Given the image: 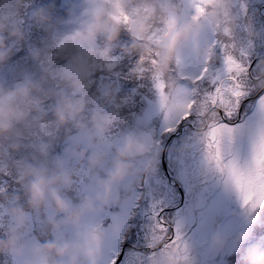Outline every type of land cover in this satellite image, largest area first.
Returning a JSON list of instances; mask_svg holds the SVG:
<instances>
[{
  "label": "clouds",
  "instance_id": "clouds-1",
  "mask_svg": "<svg viewBox=\"0 0 264 264\" xmlns=\"http://www.w3.org/2000/svg\"><path fill=\"white\" fill-rule=\"evenodd\" d=\"M187 2L85 0L86 19L81 21L74 9L69 11L68 24L74 27L71 35L61 34L49 9L32 12L34 24L49 33L65 64L58 70L44 68L39 79L23 73L12 86L0 81V161H10L19 153L25 134L39 126L51 129L53 137L37 144L31 159L16 161L8 169L14 173L22 196L0 193V257L9 258L12 264H95L96 253L108 236L101 218L109 209L130 202L141 178L155 174L157 156L152 151L154 137L149 130L127 134L115 147L108 143L113 116L107 109L117 104V92L107 86L99 90L98 98L89 97V87L99 72L116 75L114 54L118 50L124 57L137 58L130 73L133 80L156 77L164 83L166 105L182 121L179 109L193 101L199 105L201 99L195 90L197 81L174 74L181 48L195 44L207 29L219 44L228 45L231 53L238 24L233 0H218L199 19H194L196 13L189 15L182 10V3ZM10 4V12L0 15V72L24 40L17 17L25 0H10ZM122 34L128 36L126 44L121 43ZM260 36L251 28L247 31L249 40ZM199 54L205 65L219 59L211 47ZM34 59H40L39 53ZM241 80L247 94L264 93V60L258 63L254 75L245 73ZM48 102L50 109L45 108ZM221 110L218 106L200 109L195 139L205 156L209 131ZM61 134L63 154L52 155L54 138ZM210 166L238 193L226 173ZM80 169L86 170V177L79 175ZM4 171L0 167V172ZM84 179L89 184L87 191L75 200L69 199L67 194ZM34 221L38 235L29 240ZM124 227V220L118 219L111 231L119 232ZM248 239L246 229L234 239L217 234L211 247L216 253L235 254ZM183 255L166 247L153 264H190L188 249L186 260L181 259ZM243 264H264V246L249 247Z\"/></svg>",
  "mask_w": 264,
  "mask_h": 264
},
{
  "label": "rangeland",
  "instance_id": "rangeland-1",
  "mask_svg": "<svg viewBox=\"0 0 264 264\" xmlns=\"http://www.w3.org/2000/svg\"><path fill=\"white\" fill-rule=\"evenodd\" d=\"M67 1L69 0H65V3H68ZM36 3V0H31L30 6L33 8ZM73 3L72 9L76 11L77 18L81 21L86 19L84 15L87 9L85 0H74ZM184 5L185 3L181 5L183 11ZM262 5H264V0H233V12L237 17L238 24L230 54L241 62L246 69L254 57L264 56V20L262 21L259 18L260 13L264 15V12L260 11ZM189 7L191 8L190 15H195V6L189 5ZM30 11L31 8L23 10L24 14L17 19L26 41L27 37L31 36L29 34L31 32L30 26L32 25L28 14ZM69 20L70 18H67V21H61L65 24L60 30L62 35H71L74 31V27L68 24ZM261 22L262 26L256 27ZM249 28L261 34L258 39L262 45L260 54L257 51L258 40H249L247 38ZM27 45L29 47V44ZM221 45L213 38L211 32L206 29L201 33L200 39L195 44L181 48L180 62L174 66V72L177 77H187L190 80L197 81L201 72L206 67L208 69L209 76L197 81L195 90L199 99H202L205 94L214 91L221 81L228 82L229 74L225 73L213 83L224 64L225 53ZM210 47L214 49L219 59L214 64L205 65L199 53L202 49ZM240 50H242V54L239 53ZM257 65L253 69V73L256 72ZM35 74L37 75L36 72ZM32 77L33 79H38L35 75ZM0 79L5 81L8 86L15 84L9 73H4ZM149 86V91L154 93V98L147 100V106H145L142 98L140 99L142 106H140L137 114L133 116L130 125H125L123 128L116 127V124L119 123V115L114 110L120 108L125 102L118 100L116 105L107 109L109 114L113 116V128L106 139L119 138L121 141L127 134L139 133L144 130L151 131L154 137L152 151L157 156V167L154 175L145 176L136 184L132 194L134 200L131 198L130 202L125 205V207L131 208L130 216L126 217L118 212L117 208H112L101 218V227L103 230L106 229L108 236L96 253L95 264H114L124 244L130 245V247L124 251L119 264H153L154 258L175 240L178 233L181 236L182 243L187 246L190 264H243V258L237 257L230 261L228 260V252L222 254L214 252L211 247L212 239L217 234L234 239L242 229L249 231L250 237L255 226L261 224L259 226L261 230L253 238L251 246L264 244V207L258 208L254 212H249L243 206L239 194L233 187L225 184L220 174L208 164L204 148L196 142L197 118L180 123L176 121L174 116L169 118L166 109L161 105L159 93L152 79ZM258 94L259 92L248 95L256 96ZM256 102L249 103L244 109V115L241 116V120L244 117L245 119L240 122L241 124L252 121L257 115L259 101ZM169 127L175 130L172 132L166 131ZM181 127L184 128L169 143L165 161L174 182L183 191L184 202L183 206L176 212H169L161 217L162 223L173 227L174 238L160 250L153 251L154 248L162 244L157 239L160 235L158 231L160 222L156 220V216L164 209L175 207L179 201L176 189L167 182L161 170L160 156L168 137L178 132ZM120 141L115 144H111L112 142L108 143L115 147L119 145ZM62 142H64L62 134L55 137L54 145L57 146ZM185 146H187V150H185ZM52 150L55 151V146L52 147ZM226 151L234 155L242 164L250 155V147L247 140L241 138H237L233 145L226 147ZM78 171L81 177H86L85 169ZM87 183L86 179L78 180L74 190L67 194L68 198L75 200L79 193L86 192L89 187V185L86 187ZM118 219L124 220L125 227L119 232H112L115 221H118ZM128 220H131V226L126 225ZM1 221L0 219V237L3 235V223ZM33 225L38 234V224L34 221ZM168 237L169 232L167 230L165 239ZM32 239L29 237V240ZM10 263L11 260L9 258L0 257V264Z\"/></svg>",
  "mask_w": 264,
  "mask_h": 264
},
{
  "label": "trees",
  "instance_id": "trees-1",
  "mask_svg": "<svg viewBox=\"0 0 264 264\" xmlns=\"http://www.w3.org/2000/svg\"><path fill=\"white\" fill-rule=\"evenodd\" d=\"M74 0L67 1L65 0H36V6L31 7L30 2L31 0H25V4L23 9L21 10L19 16L24 14L23 10L31 11L29 14V20L31 22L30 28L31 32L27 37V41L24 39L22 43L15 48L13 55L11 56L10 60L8 61L5 69L0 72V78L3 77L4 73H9L11 78L13 79L14 83L17 82L18 79L21 78L23 73H28L31 76H36V78H40L41 73L44 68L52 67L54 69H60L64 66L65 62L59 58L57 55V48L52 42V39L48 32H46L43 28L34 24L32 20V12L37 8H45L49 9L53 18V22L57 25L58 30L60 31L62 27L65 25L61 21H67L69 17V11L72 9ZM68 4V5H67ZM189 5H194L193 0H188L187 3L184 5V12L190 15L191 8ZM71 8L68 9L67 8ZM12 5L10 4V0H0V15L9 13L11 10ZM17 17V19L19 18ZM128 42V36L126 34H122L121 36V43L126 44ZM29 44V47L28 45ZM29 49L30 53H29ZM39 53L40 59H34V54ZM33 57V59H32ZM114 58L116 59V68L115 72L116 75H111L106 72H99L97 73L92 81V84L88 90L89 97H99V90L104 88L105 86H111L117 92V101L125 102L121 105L120 108L114 110V112H118L119 115V123L116 124L117 128H123L125 125H130L133 119V116L137 114L139 111L140 106V99L145 102V106H147L146 102L149 98H154V93L149 91V84L151 78L144 79V80H133L130 76L131 71L133 70L135 64L137 63V58H127L119 54V51L114 54ZM186 69V68H185ZM37 73V75L35 74ZM175 74V72H174ZM253 73L252 75H254ZM109 78V79H108ZM0 81H3L0 79ZM14 85V84H13ZM264 93L259 92V95ZM256 101V100H255ZM254 101V102H255ZM258 101V99H257ZM257 103V102H256ZM144 106V103H143ZM51 102L45 104L46 109H50ZM113 112V113H114ZM137 118V116H136ZM49 119H51V112L49 111ZM245 119V117H244ZM136 120V119H135ZM147 122L146 119H144ZM134 122V121H133ZM51 129L47 128L46 126H39L36 129L28 132L25 134L24 137V147L21 151L15 155L11 156L10 161H0V167L5 169L4 172H0V193L8 195V196H22V192L20 191L19 185L16 181L15 175L13 172L9 171L8 169L11 167V164L23 160V159H31L34 155V148L40 142L53 139L50 135ZM108 142H112L111 144L118 143L120 141L119 138L109 140L106 139ZM55 144V138H54ZM55 151L52 150V155H62L64 142L60 143L59 145H54ZM89 184H86V187ZM132 200L134 198L132 197ZM118 212L122 213L124 216H130L131 208L128 206H124L122 208H117ZM1 222L3 223V217L0 215ZM117 221H115L116 224ZM111 223V222H110ZM127 226H131V220H128L126 223ZM261 224L255 226L252 231L251 236L249 237L248 241L239 249L238 252L235 254H229L228 260H233L235 258H243L245 251L248 247H251V242L255 235L260 232L261 228L259 227ZM106 230V229H104ZM249 233V231H248ZM37 231L35 226L33 225V231L29 235V237L37 238ZM264 246V244H261ZM12 264V261L11 263Z\"/></svg>",
  "mask_w": 264,
  "mask_h": 264
},
{
  "label": "snow or ice",
  "instance_id": "snow-or-ice-1",
  "mask_svg": "<svg viewBox=\"0 0 264 264\" xmlns=\"http://www.w3.org/2000/svg\"><path fill=\"white\" fill-rule=\"evenodd\" d=\"M193 3L196 13L194 19H199L206 15L207 9L215 6L218 0H193ZM221 47L225 53L224 64L229 74L228 82L221 81L214 91L204 95L199 105L193 101L182 106L179 109L183 112L182 121L166 105L164 83L156 77L152 80L167 116L169 118L174 116L178 123L198 118L200 109L203 108L218 106L222 109L219 120L208 134L206 158L210 165H214L218 171L228 175L241 197L243 206L249 212H254L257 208L264 206V94L258 97L247 94L241 80L243 74L247 72L246 67L230 54L228 45L222 44ZM179 62L178 60L177 65ZM206 76H209L207 67L201 72L197 81L205 79ZM213 83H215L214 80ZM257 99L259 101L257 115L246 124L239 123L240 117L244 115V109ZM174 130L172 127L166 129L168 132ZM237 138L246 139L250 147L249 158L243 164L226 151V147L233 145ZM158 231L160 235L157 239H165L167 228L162 222L158 225ZM167 248L174 249L178 254L183 253L181 259H187V246L182 243L179 233Z\"/></svg>",
  "mask_w": 264,
  "mask_h": 264
},
{
  "label": "water",
  "instance_id": "water-1",
  "mask_svg": "<svg viewBox=\"0 0 264 264\" xmlns=\"http://www.w3.org/2000/svg\"><path fill=\"white\" fill-rule=\"evenodd\" d=\"M254 62H255V60L251 63V65H250V66L248 67V69H247V73H248L249 76H251V68H252ZM225 68H226V67H225V64H224V66H223V68H222L223 71L225 70ZM219 77H220V75L217 76V77L215 78V80H218ZM174 136H176V135L174 134V135H172L171 137H169V138L167 139V141H166V143H165V145H164V147H163V149H162V152H161V159H160V160H161V167H162L163 172H164V175H165V177H166V179H167V181H168L169 183H171V175L169 174V172H168V170H167V168H166V165H165V155H166V151H167L168 145H169L170 141L172 140V138H173ZM173 185H174V187L177 188V191H178L179 196H180V201H179V203H178V205H177L176 207H174V208H172V209H165V210H163V211L158 215V217H157L158 220L160 219V216H161L163 213H165V212H169V211H173V210H177V209L180 208V207L182 206V204H183L184 196H183V192H182L181 188H179L176 184H173ZM169 231H170V237H169L167 240H165L163 244H167V243H169V242L172 240V238H173V229L169 227ZM125 247H126V246H123V247H122L121 252H120L119 256L117 257L116 261L114 262V264H119L120 261L122 260V257H123V254H124ZM160 248H161V246L158 247V249H160Z\"/></svg>",
  "mask_w": 264,
  "mask_h": 264
},
{
  "label": "flooded vegetation",
  "instance_id": "flooded-vegetation-1",
  "mask_svg": "<svg viewBox=\"0 0 264 264\" xmlns=\"http://www.w3.org/2000/svg\"><path fill=\"white\" fill-rule=\"evenodd\" d=\"M260 11L261 12H264V5H262L261 7H260ZM259 18H260V20H264V15L263 14H259ZM262 26V22L260 23V24H258V25H256V27H261ZM258 40V39H257ZM262 45H261V43H260V41L258 40V42H257V51H258V54H260L261 52H262ZM241 54H242V51L240 52ZM259 57V56H258ZM258 57H257V59H258ZM259 61H257L255 64H254V66L253 67H255L256 65H257V63H258ZM224 73H227V71H225ZM223 73V74H224Z\"/></svg>",
  "mask_w": 264,
  "mask_h": 264
}]
</instances>
